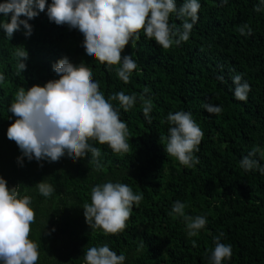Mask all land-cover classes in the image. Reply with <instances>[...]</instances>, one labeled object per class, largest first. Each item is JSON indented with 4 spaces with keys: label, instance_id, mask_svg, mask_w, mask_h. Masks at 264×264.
Here are the masks:
<instances>
[{
    "label": "trees",
    "instance_id": "obj_1",
    "mask_svg": "<svg viewBox=\"0 0 264 264\" xmlns=\"http://www.w3.org/2000/svg\"><path fill=\"white\" fill-rule=\"evenodd\" d=\"M182 3L177 0L178 7ZM257 3L201 0L190 39L168 49L141 35L122 53L134 54L138 64L128 83L118 78L115 66L109 71L98 60H89L79 31L50 22L45 12L29 21L30 37L18 31L9 39L0 32V74L5 76L0 83V176L9 188L16 187L19 197L32 199L30 238L38 245V264H84V251L103 244L124 254L126 264H209L213 237L220 233L221 242L232 245V258L225 264H264V175L240 166L253 147L264 165V11H255ZM169 22L177 27L182 23L174 14ZM243 24L251 26L252 35H240ZM24 48L27 67L21 72L16 52ZM64 57L83 63L106 98L120 91L137 97L129 111L120 108L128 126V152L117 154L96 143L99 169L90 155L56 163L20 160V149L7 138L15 120L8 111L15 93L58 79L53 65ZM236 74L251 86L247 101L234 97ZM149 99L151 122L142 112ZM205 103L220 105L221 114H209ZM181 110L191 112L203 131L194 168L181 165L164 148L168 113ZM42 180L55 188L51 197L36 188ZM108 181L129 185L143 199L133 206L125 229L106 236L87 223L83 206L91 203V188ZM177 200L187 205L188 215L207 218L198 236L189 237L183 219L168 215Z\"/></svg>",
    "mask_w": 264,
    "mask_h": 264
},
{
    "label": "clouds",
    "instance_id": "obj_2",
    "mask_svg": "<svg viewBox=\"0 0 264 264\" xmlns=\"http://www.w3.org/2000/svg\"><path fill=\"white\" fill-rule=\"evenodd\" d=\"M227 4L228 0H221ZM201 0H3L0 2V32L12 39L18 31L26 37L33 33L30 20L45 12L49 21L56 25H67L83 36V48L89 60H98L109 71L115 66L116 74L128 83L138 69L133 55H123L129 43L134 47L141 35L154 40L163 49L180 45L190 39L195 24L199 21ZM255 11H264V0H258ZM175 15L182 23L180 27L170 23ZM23 17V18H22ZM240 35H252V28L243 24ZM17 69L24 72L28 52H16ZM58 79L49 80L43 86L34 85L27 90L21 87L8 107L15 120L7 129V138L15 141L28 161L60 162L64 158L76 161L91 156L97 168H101V152L98 144H107L114 153L129 150L128 126L120 118V108L129 111L137 103L136 95L123 91L105 97L99 82L85 65H75L67 57L53 65ZM221 79H223L221 77ZM5 76L0 74V83ZM233 94L236 100L247 101L250 84L241 74L233 75ZM118 100L119 107L111 101ZM209 114L219 115L222 107L205 103ZM152 101L145 100L142 112L151 122ZM169 124L165 151L181 165L194 168L199 163V145L203 131L193 119L191 112H169ZM259 152L253 147L240 161L247 170H258L264 175V165L256 159ZM264 159V155H261ZM40 195L51 197L55 188L46 180L36 184ZM142 193L121 182L108 181L91 188V203L83 206L87 223L92 229L100 228L107 236L119 234L130 218L134 205H139ZM29 196L19 197L16 187L9 188L7 180L0 176V264H38V245L30 238L35 213ZM187 205L179 200L172 205L168 215L182 218L187 235L196 237L207 224L205 216L188 215ZM223 233L213 237L209 264H225L231 260L232 245L222 241ZM195 246L196 241H192ZM84 264H126V256L117 254L107 244L88 247L83 255Z\"/></svg>",
    "mask_w": 264,
    "mask_h": 264
}]
</instances>
